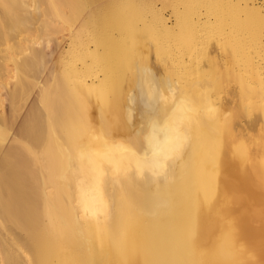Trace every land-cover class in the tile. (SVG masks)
I'll use <instances>...</instances> for the list:
<instances>
[{
    "label": "bare ground",
    "instance_id": "bare-ground-1",
    "mask_svg": "<svg viewBox=\"0 0 264 264\" xmlns=\"http://www.w3.org/2000/svg\"><path fill=\"white\" fill-rule=\"evenodd\" d=\"M148 1L172 8L168 26L153 6L151 28L172 42L177 66L181 41L191 61L195 0ZM196 1L219 15L208 36L232 31L239 94L256 99L249 107L261 116L250 135L238 129L241 110L216 95L220 79L201 90V74L132 63L124 87L118 55L137 49L149 59L158 45L137 0H0V264H264V65L237 39L264 19V4ZM64 30L79 66L70 56L53 64V35ZM166 155L167 179L153 175Z\"/></svg>",
    "mask_w": 264,
    "mask_h": 264
},
{
    "label": "rangeland",
    "instance_id": "rangeland-1",
    "mask_svg": "<svg viewBox=\"0 0 264 264\" xmlns=\"http://www.w3.org/2000/svg\"><path fill=\"white\" fill-rule=\"evenodd\" d=\"M257 4H264V0H254ZM137 15L141 17L143 20H146L145 26L149 28V31L153 37L156 38V43L158 44L154 48V53L149 54V59L145 55L141 53V51L137 49H134V51H128L120 53L119 59L121 60V63L116 64L117 73L120 77V75L124 72V87L128 89L129 86L133 84L134 81V65L136 63H145L149 64L154 67L156 71H158L159 75H166L170 72H176L179 75H189V77H193L196 75L201 74V85L200 88L203 90L204 88H213L216 85V80L223 81L224 83L220 86V91L216 93L217 96H224L223 99L228 100L229 98L231 102L232 107H238L241 110L240 117L237 119V121L240 122L238 129L242 132L243 130L247 131L244 132L246 134H252L254 132L253 128H256V124L259 122L261 123V116L257 109L254 107H249L251 103H254L256 99H249L248 101H245L241 98L239 94V88L237 87V83L235 81V77L233 76L232 72H241V63L237 59L236 53L232 49V47L225 43L229 37H231V30L226 29V31L217 32L212 36H208L206 34V28L211 27L213 31H218L219 21H217V18H219V15H217L215 12H213L212 8H209L206 4V2H197L196 0L193 1V9L195 11H198L199 14V27L197 31V37H198V43H196L193 48L191 49V58L192 60L189 61L188 57L184 54V47H183V41H181L178 44V50H179V56L182 58L179 66H177L173 62L172 58V42L170 43L169 40L166 41L165 39H159L158 35L155 34V31L151 28L153 26V22H155V17L150 15L151 8L153 6H158L157 8L161 9L163 11V18L167 22L168 26L171 25L174 19V16L172 15V8H164L162 5V2H155L154 5H151L148 0H137ZM146 6H145V5ZM171 15V16H170ZM196 16V15H195ZM171 17V19L169 18ZM172 20V21H171ZM170 21V22H169ZM255 26L251 30H242L239 31L237 35V39L242 44L243 49H246L248 52H252L255 61L258 60V62L264 65V49L262 52H259L257 54L254 52L255 45L253 40L254 32L256 33V37L258 38L257 32H262L261 36L264 37V19H261L258 23H254ZM177 30V29H176ZM235 35V34H234ZM56 36L57 40L51 43L52 49L54 50L53 54V64L55 61L56 64L63 68L66 63L68 64L70 61L76 60L75 54L74 56L72 53L67 52L68 49V34L67 31L64 30L60 32ZM67 38V39H66ZM138 39H141V37H138ZM59 41H62L61 44H59ZM58 42V43H57ZM66 42V43H65ZM162 43H164V46ZM67 52V53H66ZM140 52V53H139ZM71 54V55H70ZM216 56V58L214 57ZM70 56V57H69ZM61 57V58H60ZM71 59H69V58ZM256 57V58H255ZM68 59V60H67ZM73 59V60H72ZM66 60V61H65ZM70 60V61H69ZM220 61L225 64L229 69L230 73L224 75L222 72L217 69V64L215 61ZM60 61V62H59ZM69 61V62H68ZM87 61L91 62L90 59ZM76 63L81 65L83 63L81 60H76ZM131 65V66H129ZM67 66V65H66ZM93 72L98 75H102L103 71H100L98 65L95 63L93 65ZM120 67V71H119ZM164 67V68H163ZM167 68V69H166ZM115 69V70H116ZM164 69V70H163ZM124 70V71H123ZM126 70V71H125ZM160 70V71H159ZM164 71V72H163ZM220 77V78H219ZM90 79V78H89ZM4 93V91H2ZM5 96V93H4ZM227 96V98H226ZM33 98V95L31 96L30 100ZM29 100V101H30ZM32 101V100H31ZM30 101V102H31ZM7 102V103H6ZM6 105H8V100L6 101ZM8 107V106H7ZM1 110V108H0ZM242 116V117H241ZM254 123V127H251V124ZM241 125V126H240ZM245 128V129H244Z\"/></svg>",
    "mask_w": 264,
    "mask_h": 264
},
{
    "label": "snow or ice",
    "instance_id": "snow-or-ice-1",
    "mask_svg": "<svg viewBox=\"0 0 264 264\" xmlns=\"http://www.w3.org/2000/svg\"><path fill=\"white\" fill-rule=\"evenodd\" d=\"M176 132H177L178 136L182 135V133H180L179 129H176ZM183 148H184L183 143H177V145L174 149L175 155L178 156L183 151ZM30 150L31 149L29 148V151ZM125 150L131 151V149H125ZM173 159H174V156L166 155L164 158L159 160L155 165V168L157 170L153 172V175L161 176V177H164L165 179H167L169 162L172 161ZM198 231H199V223H198V221L194 220L192 225H191V232H192L193 241L195 240L196 236L198 235Z\"/></svg>",
    "mask_w": 264,
    "mask_h": 264
},
{
    "label": "clouds",
    "instance_id": "clouds-1",
    "mask_svg": "<svg viewBox=\"0 0 264 264\" xmlns=\"http://www.w3.org/2000/svg\"><path fill=\"white\" fill-rule=\"evenodd\" d=\"M204 115L208 119H215L216 115L218 114L219 110L214 105H206L203 109Z\"/></svg>",
    "mask_w": 264,
    "mask_h": 264
}]
</instances>
